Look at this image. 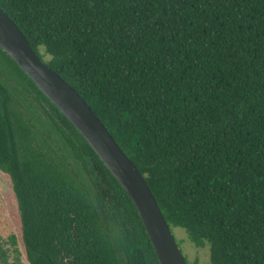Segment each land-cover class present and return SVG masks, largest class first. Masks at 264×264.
I'll return each mask as SVG.
<instances>
[{
  "label": "trees",
  "instance_id": "trees-1",
  "mask_svg": "<svg viewBox=\"0 0 264 264\" xmlns=\"http://www.w3.org/2000/svg\"><path fill=\"white\" fill-rule=\"evenodd\" d=\"M0 7L137 165L172 230L209 243L211 264H264V0ZM0 172L28 264H161L122 185L1 47Z\"/></svg>",
  "mask_w": 264,
  "mask_h": 264
},
{
  "label": "water",
  "instance_id": "water-1",
  "mask_svg": "<svg viewBox=\"0 0 264 264\" xmlns=\"http://www.w3.org/2000/svg\"><path fill=\"white\" fill-rule=\"evenodd\" d=\"M0 47L88 142L132 199L161 264H188L145 177L83 97L36 54L0 7Z\"/></svg>",
  "mask_w": 264,
  "mask_h": 264
},
{
  "label": "rangeland",
  "instance_id": "rangeland-1",
  "mask_svg": "<svg viewBox=\"0 0 264 264\" xmlns=\"http://www.w3.org/2000/svg\"><path fill=\"white\" fill-rule=\"evenodd\" d=\"M44 51V50H43ZM48 59V58H47ZM14 95L21 99L19 93L13 90ZM31 100H26L31 104ZM35 106L34 103H32ZM41 115V120L36 119L37 114L34 111H30L32 118L43 126L45 123V116L39 110H35ZM0 228L5 229L6 235H4V246L9 250V262L10 264H28L25 255H19L15 251V247L12 245L11 237L18 236L20 232V211L18 207V201L13 193V188L9 180L0 172ZM173 233L175 239L181 248L183 254L187 258L190 264H211V246L207 243L203 247L196 246L187 235L186 230L181 228H174ZM20 251L23 249L18 247Z\"/></svg>",
  "mask_w": 264,
  "mask_h": 264
}]
</instances>
